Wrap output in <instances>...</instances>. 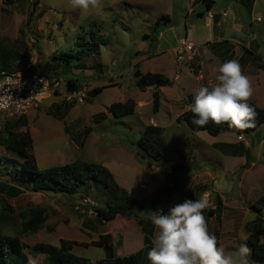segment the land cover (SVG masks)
I'll list each match as a JSON object with an SVG mask.
<instances>
[{
  "label": "rangeland",
  "instance_id": "obj_1",
  "mask_svg": "<svg viewBox=\"0 0 264 264\" xmlns=\"http://www.w3.org/2000/svg\"><path fill=\"white\" fill-rule=\"evenodd\" d=\"M201 1L96 0L95 6L82 10L73 9L70 0H41L34 9L33 0H17L5 13L0 0V71L40 70L59 79L56 90L37 107L12 118L0 114V132L6 135L9 129L15 137L30 138L41 170L78 159L110 163L121 183L137 188L140 195L153 188L155 177L157 191L152 199L136 200L142 218H150L159 208L167 214L176 204L206 196L203 214L225 253L234 255L245 243L250 249L248 264H264L254 255L247 230L256 217L252 205L264 195V124L249 134L230 127L213 136L177 121L190 107L188 96L201 85L214 83L218 67L229 60L240 64L251 83L250 98L264 108V0L255 1L254 16L247 13L251 0H236L229 6L224 5L226 0H215L208 12L215 24L213 32L203 13H196H207ZM222 6L230 10L214 13ZM189 28L194 29L191 40L185 39ZM161 29L166 35L160 41ZM179 38L194 44L182 59L180 43L171 47ZM148 71L171 80V85L157 89V112L156 88L137 86L138 72ZM70 78L86 94L83 102L69 99ZM95 87L103 90L90 95ZM130 99L137 104L134 114H111L112 103ZM98 113L106 118H97ZM148 125L164 128L167 148L160 163L150 164L137 154V142ZM226 143L237 147L234 150ZM22 166L18 153L0 144V234L18 236L27 247L74 240L73 252L92 264L126 255L118 241L128 232L125 218L136 217L103 215L108 199L105 185L91 181L77 193L36 190L22 178ZM13 187L20 189L17 195ZM7 205L11 209L5 212ZM32 209H40L46 220L37 232H22L23 214ZM3 213L10 214L8 222ZM263 229L264 225V242ZM30 258L34 264H46L43 254ZM147 264H151L148 258Z\"/></svg>",
  "mask_w": 264,
  "mask_h": 264
},
{
  "label": "trees",
  "instance_id": "obj_2",
  "mask_svg": "<svg viewBox=\"0 0 264 264\" xmlns=\"http://www.w3.org/2000/svg\"><path fill=\"white\" fill-rule=\"evenodd\" d=\"M17 0H3L5 6L3 11L9 12V7L13 6ZM41 0H33V9L36 8ZM211 7V6H210ZM252 6L248 7L247 13H252ZM34 13V12H32ZM32 17V14H31ZM166 21H169V16L163 15ZM97 42L95 41V44ZM97 49V47H96ZM137 86L141 90H146L149 87L156 88L153 93L154 111L157 112L160 107V95L157 90L161 86L171 85V80L165 74L160 72L146 73L138 72ZM53 80H58L54 76H50ZM67 89L70 92L80 90V85L74 79H68ZM103 87H95L89 92L90 95H95L101 92ZM193 100L192 93L188 96V104L191 105ZM248 103L255 110V117L252 126L244 130L249 134L258 130L264 124V108L258 106L250 97ZM137 104L134 100L118 101L110 105L109 111L115 117H125L136 112ZM97 118H106L105 113L96 114ZM193 113L190 110L184 111L177 117L179 123H187L191 128L197 130H205L213 136H218L223 131L228 130V123L215 124L209 121L205 126H196L192 123ZM6 135L0 132V144L4 146L6 151L16 152L23 160L21 175L25 182H29L36 190H48L55 193L68 192L77 193L83 186H88L91 181L101 183L106 186L108 199L103 209V215L108 219H114L119 215H134L137 218L139 225L142 227L144 236V247L125 256H112L101 259L96 264H147V254L152 247V238L155 228L151 223V219L142 218L138 209L140 203L132 198L128 191L122 188L108 167L99 163H90L81 159L66 163L64 165L51 166L41 170L36 156L31 152L32 140L30 138L15 137L9 129L5 130ZM164 128L157 125H148L139 141L137 142V154L142 159H147L150 164L160 163L163 160L167 148V142L163 136ZM226 146L235 150L236 144L226 143ZM245 149L244 144H240V148ZM235 155L237 151H234ZM18 176L20 173L18 171ZM15 195L20 192L17 187L11 188ZM252 208L256 212V217L247 224L249 232L248 241L251 244L252 251L257 257L264 259V242L262 241V226L264 225V195L260 197ZM11 209L10 206L5 207L6 210ZM211 213H215L211 210ZM2 217L8 222L10 219L9 213H3ZM22 232H37L46 220L40 209H32L23 214ZM264 230V229H263ZM121 239L119 244H121ZM74 240L62 239L60 245L49 243H36L33 246L27 247L23 244L18 236H8L0 234V264H34L30 255L37 256L45 255L46 264H92V260L77 255L73 252ZM28 248V252L26 250Z\"/></svg>",
  "mask_w": 264,
  "mask_h": 264
},
{
  "label": "clouds",
  "instance_id": "obj_3",
  "mask_svg": "<svg viewBox=\"0 0 264 264\" xmlns=\"http://www.w3.org/2000/svg\"><path fill=\"white\" fill-rule=\"evenodd\" d=\"M73 9L87 10L96 0H70ZM249 79L236 60L222 63L215 82L201 85L193 93L190 110L192 123L205 126L228 123L230 127L245 129L252 126L254 108L248 103L252 95ZM208 206L206 196L188 199L154 212L151 223L157 229L147 254L151 264H248L250 249L240 243L235 254H226L215 234L208 229L203 210ZM243 240V239H242Z\"/></svg>",
  "mask_w": 264,
  "mask_h": 264
},
{
  "label": "built area",
  "instance_id": "obj_4",
  "mask_svg": "<svg viewBox=\"0 0 264 264\" xmlns=\"http://www.w3.org/2000/svg\"><path fill=\"white\" fill-rule=\"evenodd\" d=\"M194 48L192 42L180 41L178 52L182 59L185 53ZM59 86L58 80L36 70L32 73L0 71V114L7 118L21 116L33 107H37L44 98ZM86 94L71 92L69 99L83 102ZM163 210L159 209L158 211ZM164 213V210H163Z\"/></svg>",
  "mask_w": 264,
  "mask_h": 264
},
{
  "label": "crops",
  "instance_id": "obj_5",
  "mask_svg": "<svg viewBox=\"0 0 264 264\" xmlns=\"http://www.w3.org/2000/svg\"><path fill=\"white\" fill-rule=\"evenodd\" d=\"M225 1V0H224ZM235 1L236 0H226V2L224 3V5H226V6H229V4L230 3H235ZM252 1V3H253V5H252V13H251V16H254V12H255V1L256 0H251ZM227 2H229V3H227ZM240 2H241V0H240ZM203 3H205L204 5H205V7H206V9H207V13H204L203 11H201V10H198L196 13H197V15L198 14H202L203 13V19H204V22L206 23V25H207V27H209L210 28V23H211V25H212V30L210 31V32H213V29H214V27H215V24L211 21V19H210V16L208 15V12H209V10H211L212 11V9L215 7V5H216V2H215V0H202L201 1V3L200 4H203ZM242 3V2H241ZM251 3V4H252ZM198 5H199V3L197 4V6H196V8L198 7ZM193 7L195 6V5H192ZM211 6V7H210ZM194 10H196V9H192V11H194ZM228 10H230L229 8H227V9H223V6H222V9L220 8L219 10H217L216 12H214V13H216L217 14V12H228ZM213 13V12H212ZM225 13V14H226ZM243 14H245V12H243ZM251 20H252V17H251ZM223 21V19H222V17L219 19V21H218V23H217V25L218 26H220L219 25V22H222ZM166 33V30H164V29H161L160 30V34H159V37L157 38L158 40H162V39H164L165 38V34ZM193 33H194V29L193 28H189L188 29V31H186V34H185V39H188V40H191L190 39V37L191 36H193ZM209 35H211V38L213 37V33H209ZM219 36H220V32H219ZM184 38H179V39H177L176 41H175V43L174 44H172L171 45V47L173 48V47H175L176 45L178 46V44L180 43V41H182V40H185ZM224 40V39H223ZM218 41H222V39L221 40H218ZM225 41V40H224ZM193 42V41H192ZM171 47H169V48H171ZM192 52V51H191ZM188 59V58H187ZM110 163H107L105 166L106 167H108L109 169H110V171L112 172V174H113V176L115 177V180L117 181V183L122 187V188H124V189H126L127 191H128V193H129V195L132 197V198H134L135 200H138L139 202H141V201H149L150 199H152V197H153V195L156 193V191H157V180H156V178L154 177V180H153V184H154V186H153V188L152 189H150L149 191H148V193L147 194H145V195H140V193H139V191H138V189L137 188H133V187H130L129 185H125L124 183H121V181L116 177V175L114 174V172H113V170L111 169V166L109 165ZM159 209H162V208H159ZM158 209V210H159ZM128 217V216H127ZM146 219H148V218H146ZM124 221H127V228H128V232L126 233V234H124V237H123V240H121L120 242H121V244L120 245H122L121 246V248H125V250H126V255H128V254H131V253H135V252H137V251H139V250H141L143 247H144V236H145V233L143 232V229H142V227L139 225V223H138V221H137V218H135V220L133 221V219H127V218H125V220ZM156 231H157V229H155V232H154V235H155V233H156ZM154 235H153V237H154ZM153 239V238H152ZM119 242V241H118Z\"/></svg>",
  "mask_w": 264,
  "mask_h": 264
}]
</instances>
